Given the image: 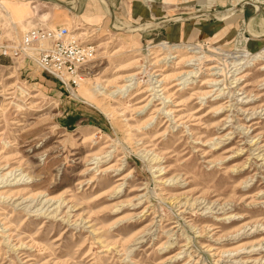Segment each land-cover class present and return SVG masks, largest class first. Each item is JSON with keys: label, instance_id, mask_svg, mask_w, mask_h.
<instances>
[{"label": "rangeland", "instance_id": "rangeland-1", "mask_svg": "<svg viewBox=\"0 0 264 264\" xmlns=\"http://www.w3.org/2000/svg\"><path fill=\"white\" fill-rule=\"evenodd\" d=\"M29 1L7 40L65 26L90 57L79 88L0 62V264H264V0Z\"/></svg>", "mask_w": 264, "mask_h": 264}, {"label": "built area", "instance_id": "built-area-1", "mask_svg": "<svg viewBox=\"0 0 264 264\" xmlns=\"http://www.w3.org/2000/svg\"><path fill=\"white\" fill-rule=\"evenodd\" d=\"M22 57L60 83L79 88L85 81L83 70L89 61L90 48L65 26L32 29L17 41L7 40L0 28V62H15Z\"/></svg>", "mask_w": 264, "mask_h": 264}, {"label": "crops", "instance_id": "crops-1", "mask_svg": "<svg viewBox=\"0 0 264 264\" xmlns=\"http://www.w3.org/2000/svg\"><path fill=\"white\" fill-rule=\"evenodd\" d=\"M74 1L75 0H73L72 2H74ZM98 2L103 4L107 8V10H108V8L111 7L110 4L107 2V0H98ZM166 2H169V0H166ZM21 3H25L26 5L30 4V11H31V1H29V0H0V12H3L4 17L7 18L12 23L13 20L8 15V4H11V8L13 10H15V8L17 7L16 5L17 4H21ZM256 10H258V6L257 5H256ZM68 11L75 12V11H72V10H68ZM235 11H241V9H239V10H235L234 9L232 11H229V12H226V13H223V14H217V13H214V14L213 13H208V14L205 13V14L209 15V16H212V17H215V18L220 19V20H224V19H227L230 15H232ZM144 14H145V16L151 15L152 17H159L157 8H155L152 5L150 6V8L147 9V12H144ZM144 14H142V15H144ZM0 15H2V14H0ZM30 15L27 18H29ZM190 15H193V14H189L188 16H190ZM160 17L166 18L165 15H161ZM27 18H25L24 20H26ZM177 18H183V17H177ZM177 18H174V19H177ZM174 19H169V20H166V21H171V20H174ZM190 19L168 22L167 24L162 25L161 27H165L164 31H165V34H166V39L168 41H178L180 39V37H183V35H185L189 31L188 30V26H186V25H188V24H186V21H189ZM24 20H22V21H24ZM155 24H157V23L148 22V23H142V24H139V25L137 24V25H134V26H139V27H142V26L147 27L148 26L146 29L159 27V26H155ZM55 27H58V26H55ZM55 27H44L43 26V27H39V28H55ZM13 28L16 30L15 32H19V30L15 26ZM142 29H143V27H142Z\"/></svg>", "mask_w": 264, "mask_h": 264}, {"label": "bare ground", "instance_id": "bare-ground-1", "mask_svg": "<svg viewBox=\"0 0 264 264\" xmlns=\"http://www.w3.org/2000/svg\"><path fill=\"white\" fill-rule=\"evenodd\" d=\"M57 4H60V5H62V6H64V8H66V9H68V10H72L70 7H68V6H65V5H63L62 3H60V2H57ZM110 9V12H109V16H110V19H113V17H114V12L111 10V7L109 8ZM240 8L239 7H237L235 10H239ZM206 14H208V13H206ZM196 16H199V14H193V15H190V16H187V17H183V18H177V19H174V20H171V21H164V22H173V21H181V20H185V19H190V18H193V17H196ZM115 18V17H114ZM164 22H161V23H157V24H155V26H162L163 24L162 23H164ZM124 27H126V28H128V29H130V30H134V31H138V30H142V27H143V29L145 28H147V27H144V26H142V27H139V26H133V25H124ZM71 32H73V31H71ZM23 35V34H22ZM22 35L20 36V37H17V38H15L16 40H19L21 37H22ZM75 35V34H74ZM165 45V43H162V44H160L159 46H164ZM188 50H194L195 48H193L192 46H189L188 48H187ZM230 58V57H229ZM193 61V60H192ZM188 66H191V65H188ZM192 74H193V72L192 71H187L185 74H183L182 75V77H188V76H192ZM159 76V75H158ZM158 83H162L163 82V79L162 80H159V81H157ZM126 88L127 87H129V85H126L125 86ZM159 87H161V85L159 86ZM101 90V89H100ZM163 90V89H162ZM161 90V91H162ZM159 92V91H158Z\"/></svg>", "mask_w": 264, "mask_h": 264}, {"label": "water", "instance_id": "water-1", "mask_svg": "<svg viewBox=\"0 0 264 264\" xmlns=\"http://www.w3.org/2000/svg\"><path fill=\"white\" fill-rule=\"evenodd\" d=\"M161 23V22H160ZM168 22H164V23H162L163 25H165V24H167Z\"/></svg>", "mask_w": 264, "mask_h": 264}]
</instances>
